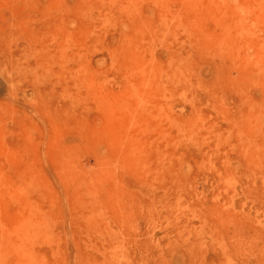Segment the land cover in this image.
<instances>
[{
    "label": "rangeland",
    "instance_id": "1",
    "mask_svg": "<svg viewBox=\"0 0 264 264\" xmlns=\"http://www.w3.org/2000/svg\"><path fill=\"white\" fill-rule=\"evenodd\" d=\"M227 1L0 0V253L35 236L22 264H264L262 136L242 131L244 152L226 138L250 123L249 103L226 89L241 67L216 62L207 78L224 99L206 105L163 97L154 71L168 47L185 44L193 66L211 57ZM233 1L260 2L242 16L255 27L245 68L260 71L264 130V0ZM145 13L143 30L119 26ZM162 30L174 41H154ZM130 35L140 53L148 44V69L127 70ZM206 131L218 148L204 163Z\"/></svg>",
    "mask_w": 264,
    "mask_h": 264
},
{
    "label": "bare ground",
    "instance_id": "2",
    "mask_svg": "<svg viewBox=\"0 0 264 264\" xmlns=\"http://www.w3.org/2000/svg\"><path fill=\"white\" fill-rule=\"evenodd\" d=\"M67 3V2H66ZM230 3V5H229ZM68 4V3H67ZM66 4V6H68ZM220 5V3L218 4ZM256 10L260 9V2L258 1H250L247 4L237 6L233 0H228L227 2H224V5L220 7V10L223 12L224 21L228 22V25L222 26L225 29L221 30V35L218 38V41L216 43V46L211 49V57L210 56H204L201 59L197 60L196 66H193V62L191 59V52H187V50H184L185 44L182 46V49L179 50H172L171 47H168L170 53L172 54L171 59L166 62V64L163 61H159V63L155 66V73L157 74V80L161 81V85L159 88L162 89V96L170 98L172 96L182 97L188 92H191V99L190 101H193L196 105L202 102L203 105H206V101L210 102L212 98L218 97L216 101L220 102L224 99V96H222V93L217 88L216 84H210L212 81H214L213 78L211 80H208L207 76L212 71L213 68L216 69L218 61H220L222 64H226L227 67L232 68L233 66L241 67L238 69L241 72H243L244 79L243 80H229L227 84L226 89L232 93L236 97L237 100H240L245 105L249 103L248 109H247V116L246 118L249 119V125L245 129H241L237 125H233V128H228V132H234V134H230L226 138L235 141L236 146H241L243 148V152L246 151L248 145L251 144V141L247 138L243 137L242 131H250L251 133H261L260 141L257 144V146L263 150L264 148V135H263V126L261 123V117L263 115L262 106L260 103V100L253 95V92L256 93L259 89V84L261 82L260 78V71H258L257 67L250 66L249 68H245L246 61H245V52H248L251 48L249 45L254 39V33H255V27L250 24L243 21L242 14H251L254 13ZM148 11V9H147ZM146 16L145 15L139 19L134 20L133 18L129 20H120L119 26L121 28H132V30H143L144 26L147 25L146 23ZM148 17V16H147ZM163 19V18H162ZM180 20V19H179ZM178 20V21H179ZM158 25H161L162 22L158 20ZM163 26V25H162ZM163 31H160V37L154 38V41L156 39H164V37L169 36L172 41H174V37L171 36L168 32L164 33ZM142 39V38H141ZM141 39H136L135 36L130 35V37L126 36L121 39L122 43H127L130 46V51L128 52L125 57L127 60H130L127 63L130 64L132 62L133 67L131 65L127 68V70L135 69V66H139L137 62H139L142 66V68L148 69V61L149 58H145V56L151 52L148 48V44L145 46L146 54L142 56V54L145 52V50L140 53V48L137 46L139 44V41ZM187 39V37H185ZM185 39H182L183 42H185ZM131 42H133V47L131 46ZM187 47V46H186ZM190 47V45L188 46ZM191 48V47H190ZM255 48H259V44L256 43ZM144 48H142L143 50ZM183 50V52H182ZM73 57V56H72ZM76 61L80 63L82 61L83 56H75ZM131 58V59H130ZM214 59V60H213ZM215 61V62H214ZM220 63V64H221ZM165 64V65H164ZM220 66V65H219ZM214 70V69H213ZM80 72L82 74H86L89 72L87 66H81ZM193 74L195 76V79L197 81L193 82L191 84L189 81V75ZM214 76V75H212ZM216 81H225L221 79H217ZM158 88V89H159ZM165 99V98H164ZM202 104H200V107H196L198 110V114H200V109ZM200 118L197 117L195 120L189 123L185 128L187 130H190L193 125L199 124L198 120ZM252 124L251 128L249 126ZM235 127V128H234ZM191 131V130H190ZM183 133V131H182ZM211 131H206L204 133V137L206 141L208 142L207 148H210L206 153V158L203 161L204 163L209 162L210 158L207 156L211 155L214 156L216 154L215 150L218 148V141H216L214 138L209 136ZM194 134V133H193ZM178 135V132H177ZM191 135L189 136L191 138ZM257 136V134H256ZM255 163L254 160L251 161V163ZM257 164V163H256ZM253 166V165H251ZM254 169V166L252 169H245L246 171L252 172ZM237 170H230V173L226 175L227 180H232L235 178V176L240 175V173ZM179 202V201H178ZM12 235H16L15 231L12 232ZM36 237L28 236L25 237L24 240H19L14 242L12 240V244H8L6 246L7 252H1L0 258L3 264H22L19 262V259L25 255H28L30 253H33L35 250V247L37 246V241L35 239ZM9 247V248H8ZM87 246H85L86 248ZM4 250V251H5ZM48 256V255H47ZM87 264H93L92 262ZM170 264H179L177 258H172L170 260Z\"/></svg>",
    "mask_w": 264,
    "mask_h": 264
}]
</instances>
